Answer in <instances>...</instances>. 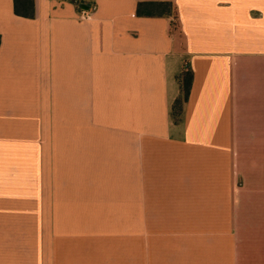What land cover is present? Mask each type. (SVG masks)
<instances>
[{
  "label": "crops",
  "instance_id": "obj_1",
  "mask_svg": "<svg viewBox=\"0 0 264 264\" xmlns=\"http://www.w3.org/2000/svg\"><path fill=\"white\" fill-rule=\"evenodd\" d=\"M138 1L0 0V264H264V0Z\"/></svg>",
  "mask_w": 264,
  "mask_h": 264
},
{
  "label": "trees",
  "instance_id": "obj_2",
  "mask_svg": "<svg viewBox=\"0 0 264 264\" xmlns=\"http://www.w3.org/2000/svg\"><path fill=\"white\" fill-rule=\"evenodd\" d=\"M15 12L18 15L25 17H34L35 15V0H14ZM138 16H173V29H178V19L174 15L175 6L173 0H139L137 7ZM182 86V96L179 97L174 106L173 111L176 116L183 113L184 105L188 101L192 82L193 71L191 69L185 70L180 76Z\"/></svg>",
  "mask_w": 264,
  "mask_h": 264
},
{
  "label": "built area",
  "instance_id": "obj_3",
  "mask_svg": "<svg viewBox=\"0 0 264 264\" xmlns=\"http://www.w3.org/2000/svg\"><path fill=\"white\" fill-rule=\"evenodd\" d=\"M83 17L87 18V17H88V13L85 12V13L83 14Z\"/></svg>",
  "mask_w": 264,
  "mask_h": 264
},
{
  "label": "rangeland",
  "instance_id": "obj_4",
  "mask_svg": "<svg viewBox=\"0 0 264 264\" xmlns=\"http://www.w3.org/2000/svg\"><path fill=\"white\" fill-rule=\"evenodd\" d=\"M263 159V152H261V161ZM47 190H48V186H47Z\"/></svg>",
  "mask_w": 264,
  "mask_h": 264
},
{
  "label": "water",
  "instance_id": "obj_5",
  "mask_svg": "<svg viewBox=\"0 0 264 264\" xmlns=\"http://www.w3.org/2000/svg\"><path fill=\"white\" fill-rule=\"evenodd\" d=\"M83 6L86 7V8L88 7V6H86V5H83Z\"/></svg>",
  "mask_w": 264,
  "mask_h": 264
}]
</instances>
